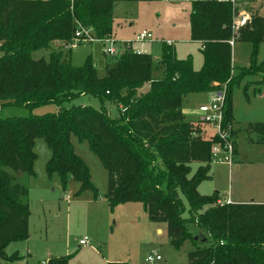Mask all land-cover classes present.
I'll return each instance as SVG.
<instances>
[{"label": "trees", "instance_id": "1", "mask_svg": "<svg viewBox=\"0 0 264 264\" xmlns=\"http://www.w3.org/2000/svg\"><path fill=\"white\" fill-rule=\"evenodd\" d=\"M150 1L156 0H0L1 107H58L42 116H0V262L19 261L18 253L8 256L6 249L29 237L28 189L20 176H35L37 139L47 143V170L61 178L65 189L76 181L77 195L91 190L97 197L90 169L74 152L71 138L76 137L87 142L107 171L111 207L140 203L152 223L167 226L173 246L191 243L188 264H264V203L228 204L219 192L199 193L211 179L212 148L223 141L218 135L203 138L182 107L190 94L222 93L223 127L231 125L232 89L254 68L236 74L233 47L250 44L255 63L264 17L249 15L238 27L229 2L177 0L190 5L191 40L203 56L197 71L191 56L178 59L168 43L160 59L126 48L105 62L103 76L91 57L75 67L65 54L81 43L76 33L82 28L97 40L112 38L119 3ZM40 50H50L49 58L35 59ZM82 95L96 98L101 108L72 104ZM107 101L118 108V119L104 108ZM252 129L264 138V124ZM70 258L52 256L45 263L68 264Z\"/></svg>", "mask_w": 264, "mask_h": 264}, {"label": "rangeland", "instance_id": "2", "mask_svg": "<svg viewBox=\"0 0 264 264\" xmlns=\"http://www.w3.org/2000/svg\"><path fill=\"white\" fill-rule=\"evenodd\" d=\"M238 12L250 17H264V0H236ZM190 5L187 1L122 2L113 13L114 47L116 56H107L104 51L111 46L102 40L81 42L65 54L75 67L85 64L91 57L95 68L104 75L105 62L121 55L130 47L134 52L149 53L160 59L163 43H172L178 59L192 57L197 71L203 64L198 43L191 40ZM146 31L152 39L137 42L136 36ZM50 50L33 54L35 59H48ZM233 87L231 93L232 123L227 128L234 145L232 166L224 163L220 152L219 160L211 163V179L203 182L198 191L201 195L219 192L221 202L231 199L234 203H264V138L253 126L264 124V41L260 44L254 63L250 44L237 42L233 47L234 72L249 71ZM213 93L188 95L183 102V112L189 122L196 123L203 138H211L217 132L214 123H202L198 108L208 105ZM74 105H90L96 109L101 103L94 97L82 95ZM104 108L113 119L119 118L116 105L104 102ZM58 107L48 104L33 111L23 107L0 105V116L29 117L56 113ZM202 123V124H201ZM232 133V134H231ZM74 152L88 166L92 183L98 191L97 197L91 190L77 195L80 184L71 181L67 188L61 178L47 170L51 151L43 139L35 141L37 159L34 163L35 176H20V182L28 189L30 218L29 237L12 242L6 249L11 256L18 253L22 258L12 264H45L52 256H71L68 264H150L148 256H160L153 264H188L192 245L187 241L182 247L171 244L167 226L152 223L140 203H125L111 207L108 194V175L99 159L91 152L87 142L71 138ZM192 166V173L197 169ZM187 217V214H185ZM162 229L157 232V229ZM195 232V227L191 226ZM88 238L89 243L81 246L80 241ZM0 264H7L4 260Z\"/></svg>", "mask_w": 264, "mask_h": 264}, {"label": "built area", "instance_id": "3", "mask_svg": "<svg viewBox=\"0 0 264 264\" xmlns=\"http://www.w3.org/2000/svg\"><path fill=\"white\" fill-rule=\"evenodd\" d=\"M224 2H229L232 4L234 10L236 11V16L238 18L237 21V26H243L248 18H249V14H246L245 12H238V9L236 7V0H222ZM76 39L81 41V42H92L93 40H95L96 38L93 36L92 32L90 30H86V29H81L80 31H78L76 33ZM152 39V35L146 31H143L141 33H139L136 36V41L137 42H145V41H149ZM107 43H110L111 46L108 47L104 53L107 56L110 57H115L117 52L116 49L114 47V43L115 40H113L112 38H107L105 40ZM77 43V42H76ZM168 44H172V43H168ZM76 45V44H75ZM74 45V46H75ZM231 45L233 46V42H231ZM73 46V47H74ZM223 104H224V94L222 93H218V94H214V99L208 104V105H202L198 108L199 113L201 114V121L203 123H214L217 125L218 128V132L215 135H218L219 139L223 141V145L216 144L213 146L212 148V160H219V155L220 152H225L226 155L222 156V159L224 163L228 164L229 166H232V161H233V154H234V145L232 143V141L230 140V136L228 134V131L226 129H224L223 127ZM226 203H231V201H229V199L226 201ZM81 246H86L89 243L88 238H84L82 239L80 242ZM161 257L160 256H148L146 259V262L153 264L156 261H160ZM46 264V263H45Z\"/></svg>", "mask_w": 264, "mask_h": 264}, {"label": "crops", "instance_id": "4", "mask_svg": "<svg viewBox=\"0 0 264 264\" xmlns=\"http://www.w3.org/2000/svg\"><path fill=\"white\" fill-rule=\"evenodd\" d=\"M114 29H115V27H114ZM228 200V199H227ZM226 199L224 200L225 202L227 201ZM229 201H231V203H234L231 199H229ZM254 202V201H253ZM157 232L159 233V232H161L162 233V229H160V228H158L157 229Z\"/></svg>", "mask_w": 264, "mask_h": 264}, {"label": "water", "instance_id": "5", "mask_svg": "<svg viewBox=\"0 0 264 264\" xmlns=\"http://www.w3.org/2000/svg\"><path fill=\"white\" fill-rule=\"evenodd\" d=\"M194 239H195V240H197V239H198V237H195Z\"/></svg>", "mask_w": 264, "mask_h": 264}]
</instances>
